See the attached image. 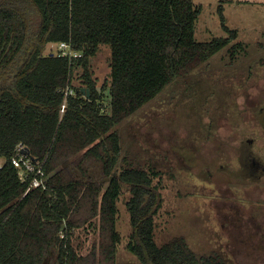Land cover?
Returning <instances> with one entry per match:
<instances>
[{"label":"trees","instance_id":"obj_1","mask_svg":"<svg viewBox=\"0 0 264 264\" xmlns=\"http://www.w3.org/2000/svg\"><path fill=\"white\" fill-rule=\"evenodd\" d=\"M217 11L228 36L198 41L202 4L194 0L0 2V264H116L125 189L126 248L138 264H237L197 252L183 235L156 241L160 173L131 161L119 128L224 48L232 60L246 50L233 42L238 30L227 25L223 3ZM62 41L82 56L45 52ZM103 44L111 74L99 85L91 60ZM68 86L74 93L66 96ZM20 143L42 165L40 186L11 161Z\"/></svg>","mask_w":264,"mask_h":264},{"label":"rangeland","instance_id":"obj_2","mask_svg":"<svg viewBox=\"0 0 264 264\" xmlns=\"http://www.w3.org/2000/svg\"><path fill=\"white\" fill-rule=\"evenodd\" d=\"M194 1L202 4L195 31L198 41L228 36L217 11L223 3L227 25L238 30L239 36L233 42H243L246 50L232 60L224 48L189 76L169 85L154 101L121 123L123 144L131 161L152 163L160 173L156 179L162 192L161 207L155 216L158 243L183 235L197 252L222 250L231 262L264 264V181L259 182L260 171L247 163V154H242L240 165L234 159L239 168L235 175L257 181L239 184L226 174L216 177L215 185L206 180L214 165L236 158L235 146L253 132L257 137L254 148L264 154V132L258 121L264 106V0ZM0 2L17 4L21 0ZM38 19L32 18L35 28ZM56 46L49 44L45 52H55ZM110 56V46L103 44L92 57L99 85L110 80ZM72 84L81 87L78 75ZM260 122L264 128V114ZM185 143L188 145L181 147ZM193 153L197 160L190 159ZM193 191L200 199L187 197ZM225 194H237L245 203L235 202L230 207L217 200ZM129 196L125 189L118 203L117 227L122 241L116 264H138L126 248L132 231L126 206ZM238 209H246L249 214L241 219L236 215L231 221ZM84 237L88 236L82 235V245L89 244Z\"/></svg>","mask_w":264,"mask_h":264},{"label":"flooded vegetation","instance_id":"obj_3","mask_svg":"<svg viewBox=\"0 0 264 264\" xmlns=\"http://www.w3.org/2000/svg\"><path fill=\"white\" fill-rule=\"evenodd\" d=\"M235 109H238L237 108V103L235 104ZM264 114V106H262V108H260L259 110V128L262 129V131L264 132V128L263 126L261 125V122H260V117ZM252 136L251 137H244L242 139L239 140V144L237 146H235V148H237V151H238V154L236 156V158H232L233 161L231 160L229 163H226L224 164V162H221L220 164H217L219 165V167L217 165H214V168L212 171L210 169L209 173H208V176L206 177V180L209 181L210 185H215V178L216 177H221V176H225V174L229 177V178H234L239 184L241 182H249V183H254V181H257V180H251L249 178H245L244 176H240V175H235L236 172L239 171V168H238V165H240V159H241V155L242 154H247L246 155V159H247V163L253 167L254 170H258L260 171L259 174H262V177L260 178L261 180H259V182H263L264 181V154L263 152H261L260 150H256L254 148V144L256 142V135L255 133L253 132V134H251ZM188 143H185V144H182V146H187ZM244 151V152H243ZM243 152V153H242ZM196 153H193L192 156L190 157L191 160H194L196 159ZM222 161H225L224 157H221L220 158ZM234 159H237V162H238V165H234ZM197 160V159H196ZM195 160V162H196ZM220 160V161H221ZM217 166V167H216ZM238 174V173H237ZM194 179H197V177H195ZM200 180V179H198ZM236 181H232L233 185L236 186ZM257 183V182H255ZM238 186V185H237ZM214 189V188H213ZM221 193V192H220ZM187 197H197L198 199H200V195L196 192V191H193V192H190V193H187ZM223 198L219 199L217 198V200L219 201H223L224 203H227L230 205H233V203L237 202V203H242V205L245 203V200L244 199H238V195L237 194H225V195H221ZM219 197V196H217ZM214 201V200H213ZM212 202V200L210 201ZM219 204V207L221 206V204L218 202ZM210 205V204H209ZM241 205V204H240ZM161 207V206H160ZM159 211V210H158ZM219 211V210H218ZM158 213V212H157ZM251 213V212H250ZM249 213H247V210L246 209H238V212H236L234 214V219L231 220V221H235V216L237 215L240 219L247 215ZM156 216V215H155ZM236 216V217H237ZM223 218V217H222ZM224 219V218H223ZM212 251H217L219 252L220 254H222L224 256L225 259H229L230 257H227L225 256V252L222 251V250H212Z\"/></svg>","mask_w":264,"mask_h":264},{"label":"built area","instance_id":"obj_4","mask_svg":"<svg viewBox=\"0 0 264 264\" xmlns=\"http://www.w3.org/2000/svg\"><path fill=\"white\" fill-rule=\"evenodd\" d=\"M54 54L59 56H68L69 58L82 56L80 52L73 49L70 43L65 41L59 42L57 44ZM72 93H74V89L68 86L66 89V96ZM67 104L68 102L66 97L60 108L61 115H63L66 111ZM11 161L17 168L23 169L24 174L22 177L24 180H27L31 177V186H40L43 184L42 177L44 175V171L42 169V165L34 161L23 144L20 143L16 146L14 155L11 157Z\"/></svg>","mask_w":264,"mask_h":264},{"label":"water","instance_id":"obj_5","mask_svg":"<svg viewBox=\"0 0 264 264\" xmlns=\"http://www.w3.org/2000/svg\"><path fill=\"white\" fill-rule=\"evenodd\" d=\"M82 92L87 93L88 96L90 95V90H89V88L83 87V88H82Z\"/></svg>","mask_w":264,"mask_h":264}]
</instances>
